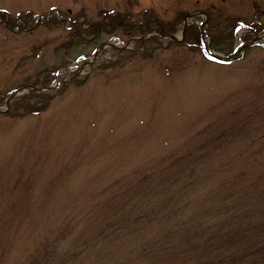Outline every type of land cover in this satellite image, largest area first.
I'll return each mask as SVG.
<instances>
[{
    "label": "rangeland",
    "instance_id": "374dc122",
    "mask_svg": "<svg viewBox=\"0 0 264 264\" xmlns=\"http://www.w3.org/2000/svg\"><path fill=\"white\" fill-rule=\"evenodd\" d=\"M202 23L264 0H0V264H264V36Z\"/></svg>",
    "mask_w": 264,
    "mask_h": 264
},
{
    "label": "trees",
    "instance_id": "16d2710c",
    "mask_svg": "<svg viewBox=\"0 0 264 264\" xmlns=\"http://www.w3.org/2000/svg\"><path fill=\"white\" fill-rule=\"evenodd\" d=\"M187 36H189V34H187ZM194 37H197L196 35H194Z\"/></svg>",
    "mask_w": 264,
    "mask_h": 264
}]
</instances>
